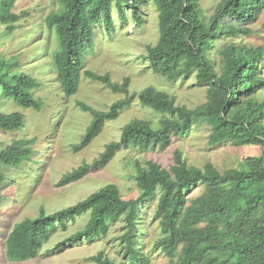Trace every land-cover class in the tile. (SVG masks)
Masks as SVG:
<instances>
[{
  "label": "trees",
  "instance_id": "16d2710c",
  "mask_svg": "<svg viewBox=\"0 0 264 264\" xmlns=\"http://www.w3.org/2000/svg\"><path fill=\"white\" fill-rule=\"evenodd\" d=\"M16 0H0L2 37L10 38L23 16L13 9ZM59 6L44 19L53 35L51 69L65 96L76 93L80 77L102 83L124 94L99 110L83 101L77 106L91 115L84 134L74 149L96 136L105 121L137 98L142 106L161 114L156 126L150 120L132 119L125 123L118 140L108 142L92 162H84L63 174L58 186L75 182L102 169L121 149L146 151L166 149L173 138L182 137L192 127L210 128L209 146L258 145L259 156H248L238 167L219 170L211 162L202 167L188 164L179 150L165 168L158 162H134L139 194L124 199L114 183H107L76 203L46 213L41 207L36 217H26L11 227L0 225L4 256L24 261L38 256L56 227L67 228L70 221L88 214L84 226L57 244L102 239L117 219L123 220V258L128 264H148L137 245L144 224L139 221L141 206L157 196L151 221L157 222L159 245L171 264H264V88L261 63L264 47L242 42L250 34L248 24L258 19L264 0H219L206 13L201 0H54ZM151 2L157 10L158 37L142 54L154 73L176 81L194 73L198 85L206 86V100L189 108L175 97L153 86L129 94V76L113 81L109 73L84 69L86 54L93 51L97 37L114 32L113 12L125 20L124 9L141 25L140 7ZM10 46V45H9ZM45 50L44 47L38 54ZM25 53L0 50V130L11 132L24 126L25 114L6 111L12 104L36 111L43 101L34 95L41 83L24 70ZM263 64V63H262ZM34 139H14L0 148V201L9 176L5 169L17 167L33 154ZM201 186L199 195L190 192ZM142 223V224H141ZM95 264H119L103 250L87 257Z\"/></svg>",
  "mask_w": 264,
  "mask_h": 264
},
{
  "label": "rangeland",
  "instance_id": "374dc122",
  "mask_svg": "<svg viewBox=\"0 0 264 264\" xmlns=\"http://www.w3.org/2000/svg\"><path fill=\"white\" fill-rule=\"evenodd\" d=\"M219 0H201L206 13H211ZM59 5L54 0H16L14 11L23 16L16 22L10 38L2 37L0 50L22 51L25 53L24 70L36 77L41 85L34 95L43 101L39 111L20 108L12 104L6 111L20 110L25 114L24 126L15 131L0 130V148L6 147L14 139H34L31 144L33 154L21 165L5 169L9 176L2 190L0 201V225L11 227L26 218L36 217L43 207L46 213L72 205L107 183H114L124 199L135 198L136 186L134 162L144 164L146 160L158 162L168 168L173 163L175 150H179L186 162L202 167L211 162L219 170L238 167L248 156H259L262 149L258 145H232L224 142L209 146L207 143L210 128L206 125L194 126L182 137L173 138L163 150L159 148L138 151L134 148L119 150L102 169L92 171L81 179L58 186L57 182L66 172L92 160L104 150L105 145L118 140L122 126L132 119L150 120L156 126L161 114L142 106L134 99L122 109L115 119L105 121L100 132L80 149L78 144L91 120L89 112L81 110L76 102L83 101L93 108L106 110L112 102L123 98L124 94L113 92L102 83L81 76L76 93L65 96L55 80L51 69V50L55 47L53 35L47 30L44 19ZM125 20L113 12L115 30L111 35L97 37L93 51L87 53L83 68L97 73H109L113 81L121 82L129 76V94L139 92L146 86H153L175 97L177 104L194 108L206 100V86L198 85L194 73L168 81L154 73L148 60L142 57L148 44H154L158 37L157 10L149 2L140 7L144 19L141 25L124 9ZM250 34H243L240 40L251 46L264 47V7L258 19L248 24ZM1 35V27H0ZM10 45V46H9ZM44 47L38 54L39 50ZM263 63V64H262ZM261 76L264 78V60ZM264 97V88L260 90ZM199 186L190 192V197L201 193ZM157 196L141 206L139 221L144 224L137 245L147 256L148 264H171L169 258L158 245L160 233L157 222L152 220ZM88 214L78 216L67 224V228L56 227L40 254L24 261H10L4 256L2 232L0 231V264H95L87 257L103 250L119 264H128L123 258L124 243L118 236L123 233V220L111 224L105 237L92 242L86 240L57 244L70 234L82 228ZM141 223V224H142ZM139 264V262L135 263Z\"/></svg>",
  "mask_w": 264,
  "mask_h": 264
}]
</instances>
